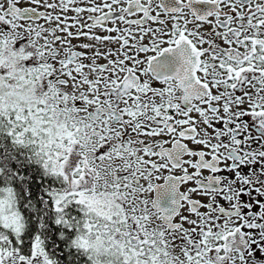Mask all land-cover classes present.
Returning <instances> with one entry per match:
<instances>
[{"label": "snow or ice", "instance_id": "snow-or-ice-1", "mask_svg": "<svg viewBox=\"0 0 264 264\" xmlns=\"http://www.w3.org/2000/svg\"><path fill=\"white\" fill-rule=\"evenodd\" d=\"M0 264H264V0H0Z\"/></svg>", "mask_w": 264, "mask_h": 264}, {"label": "flooded vegetation", "instance_id": "flooded-vegetation-1", "mask_svg": "<svg viewBox=\"0 0 264 264\" xmlns=\"http://www.w3.org/2000/svg\"><path fill=\"white\" fill-rule=\"evenodd\" d=\"M75 42V41H74Z\"/></svg>", "mask_w": 264, "mask_h": 264}]
</instances>
